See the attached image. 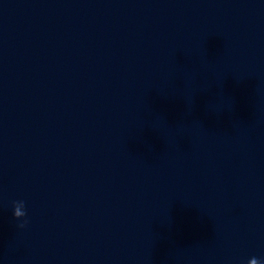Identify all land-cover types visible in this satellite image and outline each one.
Returning <instances> with one entry per match:
<instances>
[{"label": "clouds", "instance_id": "obj_1", "mask_svg": "<svg viewBox=\"0 0 264 264\" xmlns=\"http://www.w3.org/2000/svg\"><path fill=\"white\" fill-rule=\"evenodd\" d=\"M12 216L14 220L20 221L17 225L19 228H24L28 224L25 202L23 200L12 202ZM247 264H264V259L252 257L247 261Z\"/></svg>", "mask_w": 264, "mask_h": 264}]
</instances>
